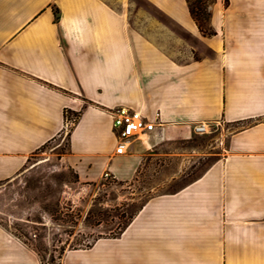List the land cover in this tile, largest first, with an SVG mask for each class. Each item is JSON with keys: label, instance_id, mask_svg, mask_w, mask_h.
I'll return each mask as SVG.
<instances>
[{"label": "crops", "instance_id": "1", "mask_svg": "<svg viewBox=\"0 0 264 264\" xmlns=\"http://www.w3.org/2000/svg\"><path fill=\"white\" fill-rule=\"evenodd\" d=\"M208 11L211 36L186 0H0V183L63 133L66 114L79 118L64 159L83 183L135 180L204 135L197 124L234 129L200 174L61 264H264V0ZM121 107L155 126L116 154ZM0 264L41 262L0 225Z\"/></svg>", "mask_w": 264, "mask_h": 264}, {"label": "rangeland", "instance_id": "2", "mask_svg": "<svg viewBox=\"0 0 264 264\" xmlns=\"http://www.w3.org/2000/svg\"><path fill=\"white\" fill-rule=\"evenodd\" d=\"M76 121L66 114L63 133L33 154L15 179L0 183V225L33 250L41 264H61L67 250L117 237L150 197L175 191L220 157L234 130L213 125L207 134L163 149L133 181L83 183L64 159Z\"/></svg>", "mask_w": 264, "mask_h": 264}, {"label": "built area", "instance_id": "3", "mask_svg": "<svg viewBox=\"0 0 264 264\" xmlns=\"http://www.w3.org/2000/svg\"><path fill=\"white\" fill-rule=\"evenodd\" d=\"M112 115V129L116 138V154H124L130 141L140 134L150 132L155 126L154 121L147 120L139 112L128 108H115L110 111ZM197 134H206L209 132L208 124L201 123L193 127ZM112 178L108 171L102 175V179Z\"/></svg>", "mask_w": 264, "mask_h": 264}, {"label": "trees", "instance_id": "4", "mask_svg": "<svg viewBox=\"0 0 264 264\" xmlns=\"http://www.w3.org/2000/svg\"><path fill=\"white\" fill-rule=\"evenodd\" d=\"M186 2L188 5L189 12L193 20L196 22L200 32L205 36L213 35V31L209 27L210 13L208 11V7L211 6L215 2V0H196L194 3H192L191 0H186ZM54 14L55 21H57V13L54 12ZM71 115L75 118L77 117L78 120L79 114L71 113Z\"/></svg>", "mask_w": 264, "mask_h": 264}]
</instances>
